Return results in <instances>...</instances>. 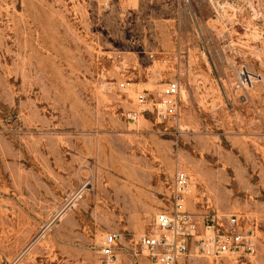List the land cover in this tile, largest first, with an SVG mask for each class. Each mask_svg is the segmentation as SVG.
<instances>
[{"label":"rangeland","instance_id":"obj_1","mask_svg":"<svg viewBox=\"0 0 264 264\" xmlns=\"http://www.w3.org/2000/svg\"><path fill=\"white\" fill-rule=\"evenodd\" d=\"M174 79L181 115L160 123ZM177 169L190 211L258 235L179 264H264V0H0V264H97L107 233L154 231Z\"/></svg>","mask_w":264,"mask_h":264},{"label":"built area","instance_id":"obj_2","mask_svg":"<svg viewBox=\"0 0 264 264\" xmlns=\"http://www.w3.org/2000/svg\"><path fill=\"white\" fill-rule=\"evenodd\" d=\"M193 16L201 5L212 6L217 14L223 13L235 0H180ZM254 10L255 2L252 1ZM182 85L179 80L167 82L160 98L154 103L157 121L177 123L182 111ZM148 98L138 94V103L145 105ZM134 118V117H133ZM191 177L177 169L172 185V208L155 217L154 231L142 233L136 240L125 243L122 233L112 231L105 235L97 264H179L192 256L221 260L230 256L252 255L258 245L257 225H245L237 214L216 210L196 214L186 205Z\"/></svg>","mask_w":264,"mask_h":264},{"label":"crops","instance_id":"obj_3","mask_svg":"<svg viewBox=\"0 0 264 264\" xmlns=\"http://www.w3.org/2000/svg\"><path fill=\"white\" fill-rule=\"evenodd\" d=\"M186 204H187V196H186ZM187 207L189 208V204H187ZM190 210V209H189ZM104 239V238H103ZM101 247V246H100ZM127 263V261H126Z\"/></svg>","mask_w":264,"mask_h":264},{"label":"bare ground","instance_id":"obj_4","mask_svg":"<svg viewBox=\"0 0 264 264\" xmlns=\"http://www.w3.org/2000/svg\"><path fill=\"white\" fill-rule=\"evenodd\" d=\"M244 73H249L248 71H245ZM249 76V75H248ZM252 78L251 76L248 77V79ZM187 196V195H186ZM187 205V204H186Z\"/></svg>","mask_w":264,"mask_h":264}]
</instances>
